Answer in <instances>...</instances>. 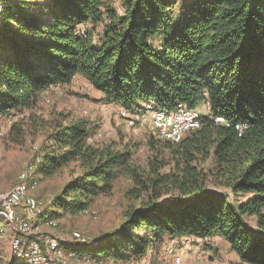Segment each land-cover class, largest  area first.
Wrapping results in <instances>:
<instances>
[{
	"label": "trees",
	"instance_id": "1",
	"mask_svg": "<svg viewBox=\"0 0 264 264\" xmlns=\"http://www.w3.org/2000/svg\"><path fill=\"white\" fill-rule=\"evenodd\" d=\"M176 1L122 0L120 12L106 0H0V115L32 110L76 75L131 112L144 102H208L229 124L201 116L180 140L152 130L147 168L132 162L133 144L90 142L92 123L67 114L25 170L80 164L43 202L46 215L79 214L119 173L133 180L132 194L147 192L118 227L68 249L124 262L167 251L176 237L219 236L240 261L264 264V0H184L178 10ZM23 124L14 119L9 134L19 138Z\"/></svg>",
	"mask_w": 264,
	"mask_h": 264
},
{
	"label": "rangeland",
	"instance_id": "2",
	"mask_svg": "<svg viewBox=\"0 0 264 264\" xmlns=\"http://www.w3.org/2000/svg\"><path fill=\"white\" fill-rule=\"evenodd\" d=\"M106 1L121 12L122 0ZM183 2L184 0L176 1L175 9L178 10ZM79 28L83 30L85 25H80ZM120 107L118 103L106 102L101 92L97 91L86 78L76 75L68 84L49 88L41 95L37 106L32 110L25 109L14 118L0 115V129L4 131L0 134V190L11 189L19 181L20 175L25 174L28 192L44 206V203H50L67 182L82 171L79 162L75 160L50 173H42L37 168L34 174L30 170H25L37 158V155H41L46 149L49 143L47 137L53 128L54 121L61 115L67 114L73 117H84L92 123L90 142H114L121 147L133 144L132 162L147 168L150 157L153 156L148 141L152 137L158 138L152 133L154 127L149 121V114L143 121L138 120L135 124H129L119 115ZM197 110L201 116L209 115L205 102L200 103ZM136 112L143 113L142 110ZM17 118L24 120L23 134L19 138H15L16 133L12 136L8 131V127ZM204 164L210 165V161ZM26 171L31 174L28 175ZM135 187L131 178L119 173L114 179L113 189L100 193L88 204L87 207L94 209L95 213H63L57 215L59 220L57 226L43 225L41 230L59 239L66 249L68 247L65 242L68 241L88 242L90 238L97 239L101 234L118 227L125 212L147 197V192H143L140 196L132 194L130 191ZM55 208V206L51 208L52 212ZM250 221L253 225L248 228L256 234L253 227L255 218H250ZM0 225H5L3 217L0 218ZM8 231L11 229L7 228L6 236L0 238V264H10L13 260ZM176 238L166 246L167 251L162 244L152 253V257L143 259L144 261L140 257L127 259L124 262L120 259L94 258L74 250L79 255L77 259L72 260V263L99 264L100 260H104L100 264H143L149 260L151 264H248L240 261L229 243L222 237L215 236L205 241L196 236L184 235ZM170 247L173 248L171 252ZM178 255L182 257L181 263L175 261ZM83 257L89 259L82 260Z\"/></svg>",
	"mask_w": 264,
	"mask_h": 264
},
{
	"label": "bare ground",
	"instance_id": "3",
	"mask_svg": "<svg viewBox=\"0 0 264 264\" xmlns=\"http://www.w3.org/2000/svg\"><path fill=\"white\" fill-rule=\"evenodd\" d=\"M179 105V103H177ZM146 106V110H158L155 105L151 102H145L141 107L136 108L134 111H129L123 106H121L118 110L119 115L124 118L127 122L131 118H135V123L138 120L143 121L149 112L139 113L136 111L144 110ZM208 117H214L213 113L209 112ZM215 118H223L222 116H216ZM187 120H191L190 129L198 128L202 125V117L198 111L188 112ZM152 123H159V116H152ZM11 124V122H10ZM134 124V123H129ZM226 124H229L226 120ZM247 124H240L238 128L243 129L246 128ZM155 129V127H154ZM157 131V129H155ZM4 131L0 129V134H3ZM159 137L171 140H180L184 134L186 133H172L168 134L166 131H157ZM28 175L31 173L25 172ZM21 193H18V187ZM17 184L9 190H0V206L3 208V211H0V218L3 217L5 225H0V238H4L6 236V229H11L12 235L11 239V253L13 254V258L16 261V264H37L31 258V251H27L28 245H42L43 236H46L45 244V253H51L50 256H40V264H73L72 260L77 259L78 253H76L73 249H66L63 247L61 241L56 237L45 234L41 228L43 225H47L50 227H55L58 225L59 220L58 216H52L44 213V206L41 201H39L34 195L30 194L26 187V175L21 174L19 181ZM10 195L13 196V200L10 199ZM13 201L19 205V209L16 206H13ZM33 204V206H32ZM25 211L29 218L25 219V223H23L22 211ZM83 213L91 214L95 213V210L89 207H84L82 209ZM26 228H31V234H26ZM18 238L17 242V237ZM173 250L170 247L169 251ZM88 257H83L82 260H88ZM104 259V258H103ZM182 257L180 255L175 257V261L181 263ZM104 260H100V263H103ZM106 261V259H105ZM110 262V261H109ZM99 263V264H100ZM143 264H151L149 260H147Z\"/></svg>",
	"mask_w": 264,
	"mask_h": 264
},
{
	"label": "built area",
	"instance_id": "4",
	"mask_svg": "<svg viewBox=\"0 0 264 264\" xmlns=\"http://www.w3.org/2000/svg\"><path fill=\"white\" fill-rule=\"evenodd\" d=\"M206 104L208 111L212 114L210 104L208 102ZM193 111H198V110L197 108L188 107L185 103L181 101H179V105H176L172 109L166 108L163 110H146V106H145V109L143 110V112H149V121L151 125L155 127V129H157V131H166L168 134L185 133L190 131V122L193 121L187 120V113ZM152 116H159V123H152ZM212 119L218 124L219 123L226 124L225 118L212 117ZM128 123L135 124V118L129 119ZM198 123H202V122L200 121ZM16 187H18V193H21L18 184L16 185ZM10 199L13 200V196L10 195ZM13 206H16L19 209V205L15 203V201H13ZM0 211H3V208L1 206H0ZM21 211L23 216V223H25V219L29 218V216H27L25 211L23 210ZM26 234L32 235L31 228H26ZM18 238H22V236L17 237V242H18ZM45 244H50V243H46V236L44 235L42 245H33V244L28 245L27 251H31V258L33 259L34 262H37V264H40V256L52 257L51 253H45ZM58 264L60 263L58 262Z\"/></svg>",
	"mask_w": 264,
	"mask_h": 264
},
{
	"label": "crops",
	"instance_id": "5",
	"mask_svg": "<svg viewBox=\"0 0 264 264\" xmlns=\"http://www.w3.org/2000/svg\"><path fill=\"white\" fill-rule=\"evenodd\" d=\"M8 233H9V237H11V235H12V232L11 231H8ZM189 238V237H188Z\"/></svg>",
	"mask_w": 264,
	"mask_h": 264
}]
</instances>
